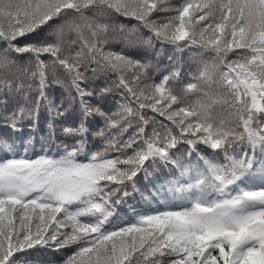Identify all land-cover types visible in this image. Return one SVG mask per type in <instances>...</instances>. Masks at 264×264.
I'll return each mask as SVG.
<instances>
[{"label":"snow or ice","instance_id":"1","mask_svg":"<svg viewBox=\"0 0 264 264\" xmlns=\"http://www.w3.org/2000/svg\"><path fill=\"white\" fill-rule=\"evenodd\" d=\"M45 257L264 264V0H0V264Z\"/></svg>","mask_w":264,"mask_h":264},{"label":"trees","instance_id":"2","mask_svg":"<svg viewBox=\"0 0 264 264\" xmlns=\"http://www.w3.org/2000/svg\"><path fill=\"white\" fill-rule=\"evenodd\" d=\"M193 57L195 58V50H193ZM183 60L185 62H188L189 61V54L188 53H185L184 56H183ZM163 63H167L166 59L162 61ZM193 66H195V64H193ZM59 92L60 90L57 89V95H59ZM33 135L36 136V144H35V147H36V150L39 151L40 149V146H41V143H40V140L41 138H44L45 142H49L48 141V138H47V131L46 130H42L40 131L38 134L36 133H33ZM17 143H19V141H17ZM131 203V201H129ZM55 260H58L60 261L59 259H57L56 257H53V261ZM40 264H53L52 261H49L46 257L45 258H42L41 261H40Z\"/></svg>","mask_w":264,"mask_h":264},{"label":"rangeland","instance_id":"3","mask_svg":"<svg viewBox=\"0 0 264 264\" xmlns=\"http://www.w3.org/2000/svg\"><path fill=\"white\" fill-rule=\"evenodd\" d=\"M53 262H54V264H60V261H58V260L52 261V263Z\"/></svg>","mask_w":264,"mask_h":264}]
</instances>
